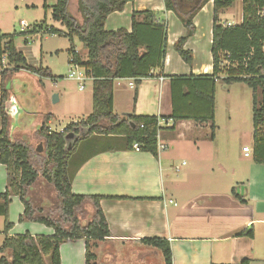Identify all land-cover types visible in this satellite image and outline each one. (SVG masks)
I'll use <instances>...</instances> for the list:
<instances>
[{"label":"crops","instance_id":"1","mask_svg":"<svg viewBox=\"0 0 264 264\" xmlns=\"http://www.w3.org/2000/svg\"><path fill=\"white\" fill-rule=\"evenodd\" d=\"M236 1L241 4L239 22L219 18L221 23L241 22L242 1ZM44 2L51 7L56 0ZM200 2L176 0V8L167 10L164 0H132L122 11L107 16L106 31L123 28L130 32L133 12L152 11L157 21L165 22L166 46L161 67L152 68V76L140 80L135 101V87L129 85L134 79L114 80L115 113L169 116L172 112L169 76L212 72V0L203 4L192 19L195 31L184 44L192 53L191 65L173 48L174 42L186 33L179 16L189 15ZM136 20H142V16H136ZM86 55L85 49L82 58L86 59ZM217 83L218 80L213 138L210 128L207 130L210 123L183 120L177 122L173 131H161L160 140L165 145L171 142L172 149L166 153V146L158 157L124 149L119 138L112 136L92 135L77 144L68 160L71 192L121 197L99 201L110 236L95 242L93 251L98 264H164L160 250L140 242L154 237L169 242L172 264H239L243 260L248 264H264V164L253 162L252 155L240 154L239 133L232 127L231 118L225 131L216 125ZM233 84L238 82L229 86ZM178 141L186 145L175 152L174 144ZM250 145L252 152V137ZM6 175L5 165L0 164V193L6 189ZM236 194L245 201H240ZM23 211L19 198L11 196L7 218L12 227L4 234V221H0V247L5 235L53 233L41 223L19 222ZM249 229L252 236L241 234ZM59 260L60 264H85V241L62 242Z\"/></svg>","mask_w":264,"mask_h":264},{"label":"trees","instance_id":"2","mask_svg":"<svg viewBox=\"0 0 264 264\" xmlns=\"http://www.w3.org/2000/svg\"><path fill=\"white\" fill-rule=\"evenodd\" d=\"M132 0H76L77 15L69 9L70 0H56L50 9L52 20L59 22L65 32L40 21L21 33L36 34L49 32L73 37L87 50L83 59L73 47L68 63L78 64L92 77V110L81 121L69 123L62 131L51 130L48 122L51 113L41 116L38 128L29 135H9V117L4 111V102L10 96L7 80L20 70L39 77H52L48 68L32 67L24 54L17 50L10 34L0 33V58L6 54L8 66L0 69V164L5 165L7 186L0 193V216L3 217L2 233L7 234L12 224L8 221V206L11 196H17L24 206L19 222H37L53 230L51 235L32 236L28 232L16 236L5 235L0 247V264H60L59 245L66 240L85 241V264H98L93 251L95 242L110 236L107 221L100 208L98 195H77L71 192L68 175V160L83 138L92 135L118 137L121 147L132 150L136 144L139 151L158 157L157 134L163 130L173 131L176 123L192 120L210 123V137L214 136L215 84L244 82L252 91V160L264 164V0H241L242 20L239 24L225 25L220 22V12L236 0H212V72L210 74L170 75L171 106L169 116L136 115L131 112L123 116L113 110V84L116 79H134L133 100L137 97L140 80L152 76L150 70L161 67L165 53V22L157 21L152 11L132 13V27L106 31L107 16L120 12ZM209 0L200 4L189 15L179 18L186 28L173 48L188 65L193 56L184 48L187 39L194 34L192 19L196 12ZM167 10L176 8V0H164ZM142 16L137 21L136 16ZM28 41H25L27 43ZM261 94V99L258 93ZM162 120H172L170 127L161 126ZM87 128L72 147L65 149L64 135L78 132V127ZM38 143L42 152H37ZM48 188L46 201L37 195L38 188ZM34 189V190H33ZM45 197V196H44ZM240 201H245L236 194ZM42 198V199H40ZM252 236L251 230L241 232ZM140 242L161 251L164 264H172L170 244L162 238H143ZM239 264H248L247 260Z\"/></svg>","mask_w":264,"mask_h":264},{"label":"rangeland","instance_id":"3","mask_svg":"<svg viewBox=\"0 0 264 264\" xmlns=\"http://www.w3.org/2000/svg\"><path fill=\"white\" fill-rule=\"evenodd\" d=\"M44 1L0 0V33L12 35L15 48L24 54L27 64L35 68L40 66L48 68L52 76L39 77L20 70L7 80L6 87L16 93L20 107L29 111V113H21L14 131L15 135L23 136L28 141L31 132L37 128L36 123L39 124L41 116L45 113L52 114L50 126L49 124L48 126L52 130L60 131L71 122L76 123L84 120L92 110L91 81H87L83 89L79 90L77 81L68 78V69L71 66L68 63L70 57L68 50L73 47L74 51L84 58L85 48L77 37L74 36L70 43L64 34L21 33V20L30 27L44 20L46 25L54 26L62 32L66 31L59 22L52 20L50 10L42 7ZM69 9L77 15L76 0H70ZM240 16L241 4L234 1L220 12L219 18L239 22ZM25 38L28 40L27 43L24 41ZM7 66L6 58L3 60L1 58L0 69ZM53 95H57L55 102L52 99ZM258 97L261 99L260 92ZM216 103V125L221 131H225L231 118L232 127L239 133L238 151L240 154L247 152L248 155H252L250 145L252 137L251 88L244 82L229 86L220 80L217 83ZM117 110L119 109L117 108ZM207 130L209 131V127ZM221 138L226 139V137ZM170 143L166 144V153H170L172 149ZM184 145L186 144H179L178 141L177 144H174V151H178L179 146ZM37 195L49 196L48 188L46 186L38 188ZM2 218H0L1 222Z\"/></svg>","mask_w":264,"mask_h":264},{"label":"water","instance_id":"4","mask_svg":"<svg viewBox=\"0 0 264 264\" xmlns=\"http://www.w3.org/2000/svg\"><path fill=\"white\" fill-rule=\"evenodd\" d=\"M53 101L55 102L57 100V95H53L52 97ZM23 107H20L18 100L16 98V93L14 91H11L10 89V96L9 98L4 102V111L9 117V135L12 137L15 127L17 125L18 118L21 116V113H29V111ZM129 112L122 113L123 116L129 115ZM38 128V125H37ZM87 133V128L83 126L78 127V132H68L64 135L65 140V149H68L73 146L74 142L79 138L85 136ZM37 152H42L43 147L41 143H38L36 147Z\"/></svg>","mask_w":264,"mask_h":264},{"label":"built area","instance_id":"5","mask_svg":"<svg viewBox=\"0 0 264 264\" xmlns=\"http://www.w3.org/2000/svg\"><path fill=\"white\" fill-rule=\"evenodd\" d=\"M260 16L264 15V8L261 9L259 11ZM20 25H21V31H24L26 29H28L30 26L23 20L20 21ZM230 24H228L227 26H229ZM2 60L6 58V54H3L1 56ZM0 58V59H1ZM3 62V61H2ZM71 66L68 69V78H71L75 81H77V85H78V89L82 90L84 84L87 81H92V77L90 76V74L86 71V69L78 64H74V63H69ZM130 87H135V84L133 81H130L129 83ZM159 124L161 126H167L170 127L171 125H173V121L172 120H162L159 122ZM177 124V123H176ZM51 129V127H49ZM52 130V129H51ZM55 131V130H54ZM62 131V130H60ZM157 139H158V144H157V151L158 153L161 152L162 150H164L166 148V145L160 140L161 139V133L158 132L157 134ZM133 149L135 151H139V148L136 144L133 145ZM248 153H245V156H247Z\"/></svg>","mask_w":264,"mask_h":264}]
</instances>
